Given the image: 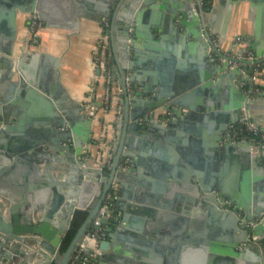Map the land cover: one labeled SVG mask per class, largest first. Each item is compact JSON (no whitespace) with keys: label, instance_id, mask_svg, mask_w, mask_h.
Segmentation results:
<instances>
[{"label":"water","instance_id":"95a60500","mask_svg":"<svg viewBox=\"0 0 264 264\" xmlns=\"http://www.w3.org/2000/svg\"><path fill=\"white\" fill-rule=\"evenodd\" d=\"M109 1L113 13L108 17L111 26L107 33L112 38V57L116 59L118 53L121 57L124 106L112 172L103 190L102 185L99 187V197L93 207L89 202L97 190L101 172L89 163L93 158L89 146L93 118L85 112V106L77 103L72 109L65 106L69 97L64 86L58 84L59 77L53 89L45 79L33 73L29 60L40 53L21 52L13 56L12 47L0 48V64L11 69L9 76L17 77L0 98V264L24 263L32 260L34 254L42 257V264H52L59 255L58 264H69L114 180L119 182V187L111 198L116 203L112 212L118 218L113 224H110V218L102 219L109 226L107 236L100 241L101 252L95 258L97 264L101 263V258H114L122 250L117 246V239L124 243L133 229L142 231L143 225L134 222L136 215L150 220L145 234L160 238L173 230L185 232L194 221L205 218L202 212L208 215L207 222L212 229L209 227V235L199 238L197 243L200 250L206 251L209 247L210 264H264V150L256 152L251 141L222 142L230 126L244 118V109L257 125L264 127V121L255 120L251 109L264 98V84L261 91L253 94L250 88L254 80L243 73L245 66L230 67V60L237 58L219 50L211 52L212 41L206 40L202 33L203 28L215 35L224 33L218 30L220 23L213 7L216 1L226 5V26L234 10L244 3L257 11L258 23L264 0ZM48 2L50 0H29L28 6L21 5L20 8L24 12L36 11L40 20L49 21ZM72 5L75 6V2ZM15 10L13 6V22ZM75 14L78 17L84 15L80 11ZM241 34L237 33L229 40ZM255 34L259 36L258 32ZM189 36L195 43L188 42ZM8 37L14 38V31ZM169 37L180 46H197L198 63L178 73L172 54L163 50L164 41ZM130 52L135 59H129ZM255 52L256 55L264 54V50L256 48ZM58 67L59 59L56 58L51 68L57 71ZM128 70H132L129 76ZM127 80L132 83L130 87ZM241 80L250 81V86L241 88ZM226 82L223 96L229 100L220 102L216 91ZM26 107H32L44 125L41 135L24 133ZM158 109L160 112L156 115ZM197 110L206 112L199 115ZM185 111L188 113L184 114ZM198 115L205 120L210 117V127L202 132L201 145L207 144L210 153L240 155L245 169L237 184L227 187L225 179L218 175L208 178L207 173L190 160L193 166L186 165L180 190L171 200L143 190L133 195L134 185L147 187L134 175L137 170H142L141 167L126 166L128 162L141 165L139 159L128 151L121 155L125 133H136L137 139L143 141L142 138L149 136L147 132H153L152 137L164 136L159 140L167 139L173 148V142H177L174 128L183 119L191 123ZM76 123H83V128ZM126 138L131 144V136L126 135ZM144 143H147L146 139ZM88 153L90 155L86 156ZM121 161L126 163L123 167H119ZM9 174L15 175L16 179H7ZM16 181L22 189L13 185ZM238 209L245 212L243 219ZM78 211H86L88 216L62 252V243ZM165 227L173 230L162 232ZM214 227L218 228V233ZM26 243L36 245L35 249L31 251ZM125 248L136 258L146 252L141 248L142 255L136 254L137 249L128 244ZM86 250L92 252L94 248L88 246ZM85 264H91L90 260Z\"/></svg>","mask_w":264,"mask_h":264},{"label":"crops","instance_id":"0c3cea01","mask_svg":"<svg viewBox=\"0 0 264 264\" xmlns=\"http://www.w3.org/2000/svg\"><path fill=\"white\" fill-rule=\"evenodd\" d=\"M73 2H75V6L72 5ZM27 4H29V0H0V48L12 47L13 56H18L21 52L40 53L32 61L29 60V65L33 69V73H36V76L42 80L45 79V82L50 84L53 89L56 85V78L59 77L58 84L64 86L69 97L65 101V106L68 109L75 108L76 103L85 106L84 104L88 101L98 108V114L93 117L91 126L92 133L89 146L93 158L89 163L96 165L101 153L104 157L102 164L97 166L101 171L99 174L100 181L93 198L89 202L90 206L93 207L99 197V187L102 185L101 190H103L112 172L113 161L118 151L121 108L124 106L122 94L120 95L114 90L112 94L113 107L107 112L101 111L105 82L98 72L99 68L95 61V53L102 39H106L107 43L110 44V50L113 53L111 34L107 33L111 26V19L108 17H111L113 8L109 0H50L46 7L51 19L49 21L40 20L39 40L34 42L31 38L30 18L36 11L24 12L20 8L21 5L28 6ZM13 6L16 8L14 22L11 20ZM213 7L214 12H217L218 24L220 23L218 30L224 32L216 33L221 39L223 47L229 49L235 47L237 50L248 47L254 52L255 48L264 50V9L261 20L256 23L257 11L249 9L248 3H244L234 10L230 17L231 20L227 21L226 26H224L227 15L226 5H221L216 1ZM76 11L83 12L84 15L78 17L75 14ZM13 31L14 38H9L8 35ZM256 32H258V37H256ZM237 33H242L240 36L245 40L240 43L241 45H237L239 44L236 41L237 37L232 41L229 40ZM254 38L257 40L254 41ZM187 40L195 43L191 36ZM178 44L169 37L164 41L163 50L172 54L174 69L178 73H183L198 63L200 53L195 45L185 47ZM42 55H48V57ZM132 56L135 59L134 54ZM56 58L59 59V67L57 71H54L51 67ZM114 60V84L121 86L123 80L119 53ZM8 68L6 65L0 64V98L10 82L17 79L16 76H9L8 70L11 69ZM263 73L259 72L256 80V85L260 86L261 90L263 89L262 84H264ZM131 74L132 70H128V75ZM227 85V82L224 83L216 91L218 93L217 100L220 102L229 100L223 96L224 88ZM160 109L156 111V115ZM251 109L254 111L255 120L264 121V98L253 105ZM196 112L201 115L206 111L197 110ZM187 113L188 111H185L184 114ZM199 115L193 118L191 123L188 122V119H183V122L174 128L173 135L177 137V142H173V148L168 145L167 139H164L165 141L159 140L160 137L164 136L152 137L151 134H155L153 132H147L149 136L142 138L143 141L137 139L139 136L136 133H125L121 155L123 156L125 151L131 152L135 155L134 157L139 159L141 165L130 162L126 164L121 161L119 167H123L124 164L137 169L141 167L142 170H137L134 175L138 176L147 187L142 188L139 185H134L131 190L133 195L136 196L139 191L143 190L158 193L163 198L171 200L174 193L180 190L179 183L183 182L181 177L187 169L186 165L193 166L189 162L190 160L193 161L194 165H197V168L203 169L208 178L218 175L225 179L227 187L234 183L237 184L245 169L240 155L237 153H215L214 151L210 153V147L207 144L201 145L202 132L210 127V117L205 120ZM182 117L184 118V116ZM24 118V133L29 136L41 135L39 133L43 132L45 127L41 124L37 112L32 107H26ZM14 122H16V118ZM76 126L81 129L83 123H76ZM126 135L131 136V144L127 142ZM145 139L147 143H144ZM104 142H106L105 145ZM171 151H175V153ZM88 155L90 154H86V156ZM7 179L14 180L16 177L9 174ZM13 185L18 190L22 189L17 181ZM86 194L88 195V192ZM202 213L205 218L194 221L185 232L174 231L165 227L162 232L167 230H173V232L168 236L162 234L160 238H150L149 235L145 234L144 231L148 228L147 223L150 220L145 216L136 215L134 222L136 225H143L142 231L133 229L132 234H127L124 243L117 239V246H120L122 250L118 251L114 258H101L100 262L102 264H210L209 247L206 251L200 250L199 243H197L199 238L209 235L210 228L212 229L207 222L208 215L205 212ZM214 231L215 233L219 232L218 228L215 227ZM125 244L134 246L137 249L136 254L142 255L141 248L146 252L141 258H136L130 255L131 253L125 248ZM26 245L31 251L36 247L33 244L26 243ZM41 259L42 257L38 254H34L32 260L18 264H42ZM60 260L61 255L52 264H58ZM97 262L95 261L93 264H97Z\"/></svg>","mask_w":264,"mask_h":264},{"label":"built area","instance_id":"2783aa9c","mask_svg":"<svg viewBox=\"0 0 264 264\" xmlns=\"http://www.w3.org/2000/svg\"><path fill=\"white\" fill-rule=\"evenodd\" d=\"M30 31H31V38L34 42H38V30L41 26V21L38 17V14L35 12L32 14L30 18ZM202 33L206 40L212 41V44L209 46V50L211 52L215 50L222 51L229 56H233L237 59L230 60V67H234L237 65H244L245 67L242 68L243 73L246 76H249L250 79L254 80V84H251V90L253 94L257 93L261 90L260 86L256 85V80L259 72L264 69V54L263 55H256V53L249 49L248 47H242L240 50L235 49V47H231L229 51H225L221 39L217 36L212 34L211 32L207 31L205 28L202 29ZM243 38L241 36L236 38L237 45H241L240 43L243 42ZM245 41V40H244ZM235 45V44H234ZM109 44L107 43L106 39H102L99 43V46L96 50L95 61L97 63V56L100 54V51L104 48H108ZM106 63L105 68L103 71L102 78L105 82V91L103 96V105L101 107V111L107 112L109 111L112 106V94L113 91L116 90L120 95L123 92L122 85L114 84L113 80V61H112V52L111 50L107 52L105 55ZM129 76V75H128ZM128 87L131 86V81L127 80ZM250 86V81L241 80L240 87L245 88ZM249 92V91H247ZM85 112L90 117H96L98 114V108L91 104L89 101L85 104ZM233 141H251L253 142V148L256 152H259V149L264 150V127L257 125L255 121L251 118L248 114L247 110L244 109V118L240 120L237 124L230 126V130L224 134L222 142ZM106 142H104V145ZM105 148V147H104ZM103 153H101L100 158L96 162V166H100L103 162ZM119 187V182L117 180L113 181L112 188L108 192L102 207L99 210L96 218L93 220L91 229H89L86 235L83 237L81 243L78 246V249L69 264H85L88 260H90L91 264L96 261V255L101 252L100 249V241L107 236L106 225L102 222V219L107 217L111 220H115L118 218L117 214L112 212L114 209V202L112 201V197L115 196ZM227 204V203H226ZM227 208H230L228 205ZM238 213L240 217L243 219L245 217V212L241 209H238ZM254 221L251 222L253 225ZM257 238V236H255ZM91 246L94 248L92 252H88L86 248Z\"/></svg>","mask_w":264,"mask_h":264},{"label":"trees","instance_id":"16d2710c","mask_svg":"<svg viewBox=\"0 0 264 264\" xmlns=\"http://www.w3.org/2000/svg\"><path fill=\"white\" fill-rule=\"evenodd\" d=\"M109 51H110V47L102 49L100 51V54L96 58L97 59V66L100 69V76L101 77L103 75V71H104L105 63H106L105 62L106 61L105 55H107V52H109ZM112 61L113 62L115 61L113 57H112ZM261 72H264V69H262ZM262 75H264V73ZM87 216H88V212H86V211H78L74 214V216L71 220V223H70V228L67 231L66 236L64 238V241L62 243V247H61L62 252H64L68 248V246L70 245L74 236L76 235L78 229L83 224V222L85 221ZM110 224H113V220H111ZM108 226H109V224L106 225V229ZM90 229H91V227H90Z\"/></svg>","mask_w":264,"mask_h":264},{"label":"flooded vegetation","instance_id":"af4514ba","mask_svg":"<svg viewBox=\"0 0 264 264\" xmlns=\"http://www.w3.org/2000/svg\"><path fill=\"white\" fill-rule=\"evenodd\" d=\"M132 55H133V53L130 52L129 59H132V57H133Z\"/></svg>","mask_w":264,"mask_h":264},{"label":"rangeland","instance_id":"374dc122","mask_svg":"<svg viewBox=\"0 0 264 264\" xmlns=\"http://www.w3.org/2000/svg\"><path fill=\"white\" fill-rule=\"evenodd\" d=\"M38 40H39V37H38ZM95 55H97V54L95 53Z\"/></svg>","mask_w":264,"mask_h":264}]
</instances>
